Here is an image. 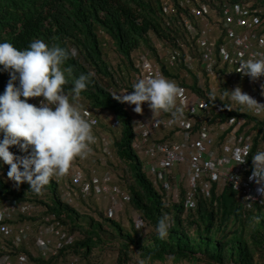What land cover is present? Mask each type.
I'll list each match as a JSON object with an SVG mask.
<instances>
[{"label": "built area", "instance_id": "2783aa9c", "mask_svg": "<svg viewBox=\"0 0 264 264\" xmlns=\"http://www.w3.org/2000/svg\"><path fill=\"white\" fill-rule=\"evenodd\" d=\"M160 2L167 15H176V0ZM186 6L189 10L183 16L188 32L186 41L168 49L166 67L172 76L148 53L140 52L135 58V83L141 78L163 75L183 89L178 106L183 107L184 118L174 121L170 114L161 113L156 117H136L134 121L132 116L135 129L132 149L144 159L143 163L150 164V181L166 205L179 204L182 199L186 204L191 200L195 207L186 210H196L199 201L210 200L216 189L230 188L245 208L251 210L264 200L257 191L260 185L249 180L252 156L264 151V134H254L259 125L254 118L264 117V112H249L223 93L240 86L264 103L261 94L264 76L252 81L236 72L241 59L259 58L256 54L264 53V9L248 1H224L212 8L202 0H187ZM185 82L193 85L195 92ZM126 91L130 94L133 89L124 85L121 93ZM42 99L32 98L28 102L39 106ZM82 110L90 120L96 121L93 152L86 159L77 158L68 174L54 179L63 200L70 206L82 211L86 207L97 209L103 202L107 204L104 215L118 219L119 213L132 203L131 192L124 187L123 179L127 175L120 173L115 164L116 160L121 162L115 148V141L121 136V122L114 115L110 132H104L100 130L101 116L108 112ZM237 150L247 159L246 163L236 165ZM231 177L240 178L236 189ZM248 196L254 197V201H245ZM33 218H38L35 241L39 254L30 256L20 250L22 241L34 232L33 226L30 222L18 223ZM132 219L136 231L148 228L139 211L133 209ZM138 225L142 226L138 228ZM79 237L40 205L16 199L0 203V264H33L34 259L54 264H84L83 258L72 250ZM63 250H66L64 256Z\"/></svg>", "mask_w": 264, "mask_h": 264}, {"label": "trees", "instance_id": "16d2710c", "mask_svg": "<svg viewBox=\"0 0 264 264\" xmlns=\"http://www.w3.org/2000/svg\"><path fill=\"white\" fill-rule=\"evenodd\" d=\"M202 1L212 8L224 1H248L264 9V0ZM186 5L187 0H176L177 13L169 16L160 0H0V43L11 42L17 49L24 50L32 40L41 39L49 46L74 48L76 55L64 65L73 68L66 90L81 73L93 75L87 89L73 102L82 109L110 112L121 122V136L115 141L116 154L130 168L133 177L129 187L130 206L144 216L151 234L146 233L147 229L127 233L118 219L108 218L104 213L100 222L91 219L87 226L85 212L97 209L90 207L80 211L67 204L54 178L44 187L51 193L50 202H44L31 197L36 193L29 190L26 182L17 188L0 171V203L16 199L42 206L48 214L62 221L71 234H79L72 250L83 258H90L108 234L123 242L117 264H132L133 248L152 263L173 259L176 263L264 264V203L248 210L233 190L225 188L216 189L210 200H200L196 210L187 211L184 199L179 204L166 205L146 176L143 161L132 149L135 138L132 115L126 110V103L113 98L115 94L121 95L124 85L132 87L128 75L136 74L135 58L143 46L157 58L151 34L167 48L178 47L186 41L188 32L183 24V16L189 12ZM111 56L117 58V64L111 62ZM160 66L172 76L166 62ZM9 79V73L0 66V95ZM184 85L195 92L193 85L188 82ZM254 119L259 124L254 134L261 136L264 117ZM10 151L23 155L15 146ZM182 194L184 197L183 191ZM165 214L172 218V227L168 237L161 240L156 225ZM105 226L109 230H105ZM61 254L66 255V250ZM39 264L54 263L40 261Z\"/></svg>", "mask_w": 264, "mask_h": 264}, {"label": "clouds", "instance_id": "9594fccd", "mask_svg": "<svg viewBox=\"0 0 264 264\" xmlns=\"http://www.w3.org/2000/svg\"><path fill=\"white\" fill-rule=\"evenodd\" d=\"M75 55L74 48L49 46L41 39L32 40L24 50L17 49L11 42L0 43V66L10 76L4 93L0 95V133L3 134L0 161L8 166L7 177L17 188L26 182L29 190L40 194L53 178L68 174L77 158L86 159L93 152L92 145L96 143L93 125L96 121L90 120L81 106L73 102L87 89L93 74L81 73L71 81L73 86L66 90L73 68L64 65ZM256 55L259 58L241 59L236 71L252 81L264 76V53ZM132 89L130 94L126 91L113 95V98L120 103L135 105L133 110L137 114H143L142 106L147 103L153 117L166 113L174 121L183 120L184 109L178 106L183 89L175 81L157 75L139 79ZM261 89L264 90V84ZM261 94L264 95V91ZM223 96L249 112H264V103L245 93L240 86L232 91L225 90ZM40 97L43 99L39 106L28 102ZM13 146L23 155L10 151ZM234 158L236 165L247 161L239 150ZM251 160L249 180L260 185L257 191L264 196V151H257ZM231 179L235 181L233 188L236 189L240 178ZM245 201H254V197H245ZM185 207H195V202L189 200ZM171 227L172 218L166 214L161 216L156 225L158 238L166 239Z\"/></svg>", "mask_w": 264, "mask_h": 264}, {"label": "rangeland", "instance_id": "374dc122", "mask_svg": "<svg viewBox=\"0 0 264 264\" xmlns=\"http://www.w3.org/2000/svg\"><path fill=\"white\" fill-rule=\"evenodd\" d=\"M151 39H152V43L153 46L155 47L157 53V58H159V60L156 58V56L146 47L143 46L141 48V52L142 53H148L149 57L157 64H161L166 62V59L168 58V52H169V48H167L162 42H160L153 34H151ZM111 62L114 64H117L118 60L117 58H115V56H111ZM162 62V63H161ZM181 74H184L183 72H181ZM128 79L130 80V84H134L136 81V74L131 72L128 75ZM127 79H126V83H127ZM114 91L117 89H113ZM115 91V92H116ZM144 109L147 111V105L144 104ZM134 106L127 104L126 103V110L132 114V116L134 117V121H136V115L137 113L134 112ZM148 112H151L150 110H148ZM152 113V112H151ZM149 115V113L147 114ZM152 115V114H150ZM113 114L108 112V115L102 114L101 116V120H102V124L100 126V130L104 131V132H110L109 131V124H110V120L111 117L113 118ZM148 117V116H146ZM113 135H115L114 133H112ZM143 159V158H142ZM143 162L144 159L142 160ZM115 164H117V170L120 173H123L126 176V179L124 180V187L126 189L129 190V187L131 185V183L133 182V177L130 171V168L123 162H119L118 160H116ZM150 164L144 163V172L146 174V176L150 179ZM9 168L7 165H4L2 161H0V171H2L5 175H7ZM128 171V174L125 172ZM125 172V173H124ZM130 191V190H129ZM50 196L51 193L49 192V189H43L42 192L40 194H36L35 196H31V197H37L35 199L44 201V202H50ZM37 204V203H35ZM40 204V203H38ZM104 204L102 202V204L97 207V213L95 212H85L84 217L88 218L86 219L87 222H85V224L88 226V222L93 219L95 222H100L103 218L101 217V213H103V208H104ZM132 213H133V208L131 206H127L125 207L120 213H119V219L118 222H120V224L123 226L125 232L130 233V234H134L135 233V229L133 227V219H132ZM24 222H30V224H32L33 226V230L34 232L29 236V238H27L26 240L22 241V251L29 254L30 256L34 255H38L39 254V250L36 246V241H35V235L37 232V228L39 227L38 225V218H33V219H25L22 220L21 222H19L18 224H22ZM105 230H109V228L107 226H105ZM113 232V231H111ZM110 232V233H111ZM147 234H151V229H147L146 231ZM104 243L96 246L92 256L88 259L83 258V260L85 262H83L84 264H89L90 262H99V264H117L118 260H119V252L121 249V245H122V240L121 239H114L112 237V235H108L105 234L104 237ZM83 256V255H82ZM81 257V256H80ZM39 260L38 259H34L33 260V264H39ZM130 262L132 264H205L202 262H196V263H192V262H188V261H183L180 263H176L173 259H168L165 262L161 263V262H156V263H152L149 260H146L144 258H142V256H140V254L135 250V248H133L130 252ZM57 264H61V262H58Z\"/></svg>", "mask_w": 264, "mask_h": 264}, {"label": "crops", "instance_id": "0c3cea01", "mask_svg": "<svg viewBox=\"0 0 264 264\" xmlns=\"http://www.w3.org/2000/svg\"><path fill=\"white\" fill-rule=\"evenodd\" d=\"M146 105H147V111L144 109V106H142L143 107V114H135L136 115V117H146V116H148V117H150V116H152L153 117V113H151V112H148V110H150L149 109V107H148V104L147 103H145ZM133 106H135V105H133ZM149 113V115H147ZM150 114H152V115H150ZM161 113H159V114H157L156 116H158V115H160ZM156 116H154V117H156ZM156 135H159V132H156ZM184 170V169H183ZM103 168L99 171L100 172V174H102L103 173ZM178 179H179V181H180V179H181V177L180 176H178ZM107 203V202H106ZM105 205H107V204H105ZM84 208V207H83ZM88 208L86 207V208H84V210H87ZM119 219V218H118Z\"/></svg>", "mask_w": 264, "mask_h": 264}]
</instances>
